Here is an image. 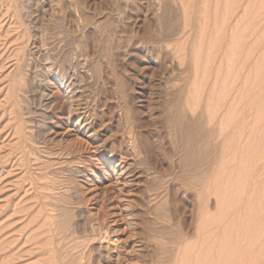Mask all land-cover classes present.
Listing matches in <instances>:
<instances>
[{"label": "rangeland", "instance_id": "374dc122", "mask_svg": "<svg viewBox=\"0 0 264 264\" xmlns=\"http://www.w3.org/2000/svg\"><path fill=\"white\" fill-rule=\"evenodd\" d=\"M120 1L0 0V264H180L207 213L217 240L264 215V0Z\"/></svg>", "mask_w": 264, "mask_h": 264}, {"label": "bare ground", "instance_id": "6f19581e", "mask_svg": "<svg viewBox=\"0 0 264 264\" xmlns=\"http://www.w3.org/2000/svg\"><path fill=\"white\" fill-rule=\"evenodd\" d=\"M122 1V0H121ZM120 1V2H121ZM125 1H127V0H125ZM190 1V0H189ZM195 1V0H194ZM193 1V2H194ZM199 1V0H198ZM228 1V0H227ZM231 2L233 1V0H230ZM229 1V2H230ZM234 1H236V2H233V3H236V4H238L237 2L239 1V0H234ZM244 1V0H243ZM255 1V0H254ZM260 3H259V2ZM129 2H132V1H129ZM129 2L128 3H125V4H129ZM134 2V1H133ZM143 2V1H142ZM159 2V1H158ZM217 2V1H216ZM215 2V3H216ZM230 2V3H231ZM256 2V7H258V6H261L260 4H262L261 2L262 1H260V0H256L255 1ZM134 3H136V0H135V2ZM188 3V2H187ZM197 3V2H196ZM230 3H228L227 5H228V7H230L231 6V4ZM241 3L243 4V2L241 1ZM124 4V3H123ZM133 4V3H132ZM139 4V3H138ZM137 4V5H138ZM229 4H230V6H229ZM136 5V6H137ZM140 5V4H139ZM217 5V4H216ZM253 5V4H252ZM125 6V5H124ZM141 6V5H140ZM186 6V5H185ZM225 6H226V4H225ZM224 6V7H225ZM255 5H253L252 7H254ZM130 7V6H129ZM135 7V6H134ZM227 7V8H228ZM231 7H233V5L231 6ZM235 7V6H234ZM256 7H254V9H256ZM142 8V7H141ZM201 8V7H200ZM226 8V7H225ZM135 9V8H134ZM230 9V8H229ZM258 9V8H257ZM232 10H233V8H232ZM253 10V9H252ZM126 11V10H125ZM128 11V10H127ZM257 11V10H256ZM185 12V11H184ZM183 12V13H184ZM186 12H188V11H186ZM222 12H223V10H222ZM228 12V11H227ZM250 12H252V11H250ZM226 13V12H225ZM247 13H248V11H247ZM186 14V13H185ZM228 14H230V13H228ZM223 15V14H222ZM247 15V14H246ZM249 16H251L252 14H248ZM254 15V14H253ZM218 17V16H217ZM220 17V16H219ZM258 17H259V15H258ZM248 18V17H247ZM250 18V17H249ZM224 19V18H223ZM224 20H226V18L224 19ZM248 22H250L249 20H247ZM186 22V21H185ZM246 22V21H245ZM187 23V22H186ZM186 23H185V25H186ZM251 23V22H250ZM249 23V24H250ZM249 24H247V26L248 27H246V28H243V27H241V28H243V29H247V28H249ZM248 30V29H247ZM246 30V31H247ZM239 33V32H238ZM243 33V32H242ZM240 34V33H239ZM239 34H237V35H239ZM242 36L241 37H243L245 34H241ZM236 38H237V36H236ZM239 38V37H238ZM245 38V37H244ZM242 39V38H241ZM197 60V59H196ZM259 68V67H258ZM260 69H262V68H260ZM258 71H259V69H257ZM256 70V71H257ZM260 72H261V70H260ZM262 72H264L263 71V69H262ZM262 72L261 73H259V74H262ZM235 74H238V73H235ZM258 74V73H257ZM258 74V75H259ZM236 76V75H235ZM238 76V75H237ZM236 76V77H237ZM264 77V76H263ZM195 83V82H194ZM193 86V85H192ZM183 89V88H182ZM189 89V88H188ZM192 88H190V90H191ZM197 90V89H196ZM195 90V91H196ZM186 91H187V89H186ZM225 91H228L227 89H225ZM183 92V91H182ZM194 92V91H193ZM179 93V92H178ZM186 93V92H185ZM188 93H190L189 92V90H188ZM192 93V92H191ZM196 94H198V93H196ZM182 95V94H181ZM194 96V95H193ZM189 97H191V96H189ZM197 97V96H196ZM168 98V97H167ZM199 98V97H198ZM74 99V98H73ZM174 99V98H173ZM172 99V100H173ZM189 99V98H188ZM192 100H194L195 101V99H192ZM198 100V99H197ZM188 100H186V102H187ZM256 101V100H255ZM196 102V101H195ZM82 104V103H81ZM84 104V103H83ZM167 104V103H166ZM187 104V103H186ZM255 104H258V102L256 101L255 103H254V106H255ZM172 105V104H171ZM190 106V105H189ZM82 107V106H81ZM84 109H86V108H84ZM169 111V110H168ZM210 111H212V110H210ZM233 110H230V112H232ZM234 112V111H233ZM82 113H84V112H82ZM181 113V112H180ZM239 113V112H238ZM243 113V112H242ZM126 114V113H125ZM232 114V113H231ZM230 114V115H231ZM129 115V114H128ZM127 115V116H128ZM181 115H183V113L181 114ZM214 115H215V113H214ZM234 116V115H233ZM172 117V116H171ZM170 117V118H171ZM179 117V116H178ZM211 117V116H210ZM232 117V116H231ZM236 117V116H235ZM238 117H240V115L238 116ZM228 118L230 119V117L228 116ZM227 117L224 119L225 120V124L226 125H228L227 124V120L226 119H228ZM241 118V117H240ZM183 119V118H182ZM181 119V121H183ZM210 119V118H209ZM213 119V118H212ZM228 119V121H230ZM232 120H233V118H231ZM180 120V119H179ZM223 120V119H222ZM238 120V119H237ZM172 121H173V119H172ZM176 121H177V119L175 120V123L174 124H176ZM211 121V120H210ZM234 122H232L233 124H235V126H238V129H239V125L238 124H236L235 123V121L236 120H233ZM239 121L240 120H238V122L237 123H239ZM137 122V121H136ZM167 122V121H166ZM192 122V121H191ZM178 123V122H177ZM222 123H224V121L222 122ZM132 124V123H131ZM181 124V123H180ZM190 124V123H189ZM188 124V125H189ZM178 125H179V123H178ZM191 125V124H190ZM224 125V124H223ZM229 125H230V127H232V128H234L235 126L234 125H232L231 126V124H230V122H229ZM131 126V125H130ZM177 126V125H176ZM182 126V125H181ZM135 127V126H134ZM192 129V128H191ZM236 129H237V127H236ZM186 130H188V129H186ZM223 130V129H222ZM231 131H233L232 129H230ZM235 130V129H234ZM126 131V130H125ZM129 131V134H131L132 132L130 131V129L128 130ZM128 131H126V132H128ZM230 131V132H231ZM238 131V130H237ZM236 131V133H238V134H235V136H230L231 137V139H229V141H231V143H229L230 144V148H231V151H232V148L234 147V145H236L237 144V141H239L240 139V137H243V135H241V136H239V132H237ZM240 131V130H239ZM244 131V130H243ZM131 132V133H130ZM184 132V131H183ZM234 132V131H233ZM241 132H242V130H241ZM246 132V131H245ZM193 133V132H192ZM123 134H125V133H123ZM227 134V133H226ZM226 134H224V135H226ZM230 134V133H229ZM233 134V133H232ZM241 134H243V133H241ZM130 136V135H129ZM184 136H185V134H184ZM125 137H127L126 135H125ZM225 137H229L228 135L227 136H225ZM238 138V139H237ZM128 139V138H127ZM224 139V138H223ZM227 139V138H226ZM259 136H256L253 140H251V142H249V143H246V145H250V143H251V145L252 146H254V143H258V141H259ZM124 141V140H123ZM121 142V143H119V145L118 146H116V150H115V148L114 149H112V153H114V152H117V151H119L120 152V154L122 155V157L121 158H125V155L126 154H128V153H126V151H124L123 150V144H124V142ZM126 141H128V140H126ZM132 141V140H131ZM130 141V142H131ZM226 141H228V139L226 140ZM129 143V141L127 142V144ZM133 143V142H132ZM131 143V144H132ZM225 143H227V144H225V145H228V142H225ZM130 143H129V145L128 146H132ZM223 145V144H222ZM126 147V146H125ZM129 148V147H128ZM222 148H224V147H221V149ZM244 148V147H243ZM234 149V148H233ZM238 149V148H237ZM248 149V148H247ZM247 149L244 151V149H240L238 152H237V154H244V157L246 158V160L248 161V164L250 165L251 164V162L254 160V158H252V154H249L248 152H246L247 151ZM251 149V148H250ZM224 150V149H223ZM249 150V149H248ZM111 151V150H110ZM224 152V151H223ZM226 152V151H225ZM230 152V151H229ZM227 153V152H226ZM225 154V153H224ZM230 154V153H229ZM229 154H227V156H229ZM113 155V154H112ZM223 156V155H222ZM226 156V155H225ZM224 156V157H225ZM223 157V158H224ZM120 158V159H121ZM182 160H183V158H182ZM221 160V159H220ZM224 160H226V159H224ZM125 161V160H124ZM120 164V163H119ZM224 164V163H223ZM223 164H221V165H223ZM239 165V164H238ZM237 165V166H238ZM234 166H236V165H234ZM129 167V166H128ZM222 167H224V165L223 166H221V167H219V169L221 168V169H223ZM215 168H216V166H215ZM228 168V167H227ZM248 168V167H247ZM45 169V168H44ZM217 169V168H216ZM226 169V168H225ZM228 170H229V168H228ZM242 170H244L243 168H242ZM219 170L217 169V172L216 173H218L219 174V172H218ZM210 173V172H209ZM223 173L226 175V173H227V169H226V172H224L223 171ZM228 173H229V171H228ZM212 174V173H211ZM215 174V173H214ZM45 175V174H44ZM46 176V175H45ZM207 176V175H206ZM209 176V175H208ZM215 176H216V174H215ZM220 176H222V178L224 179V175H222V173L220 174ZM219 175H218V180H216V179H214V181H211L210 180V182H208V184L204 187L205 188V190L201 193V195H202V198H206V196H208V194L210 195V193L212 192V190H214L215 188H216V184L218 183V181H219V178L220 179H222L221 177H220ZM228 178H226L228 181H229V183H230V187H223V186H225L226 185V180H225V182H223V186L221 187V186H218L219 185V183H218V188H219V190H222L223 188H225V189H227V188H229V194L227 193V191H226V193L228 194V195H231V194H236V195H239L240 197H242L243 195H242V192H243V188L244 187H246L247 186V184L245 183V182H243V179L239 176V175H233V174H227L226 175ZM192 177V176H191ZM194 177V176H193ZM203 177H204V175H203ZM210 177H211V175H210ZM210 177L208 178V179H210ZM217 177V176H216ZM201 178V177H200ZM205 178V177H204ZM215 178V177H214ZM53 179V178H52ZM57 179V178H56ZM223 179L221 180V183H222V181H223ZM209 181V180H208ZM245 181V180H244ZM176 183V182H175ZM200 183V182H199ZM229 183H228V185H229ZM55 184V183H54ZM61 184V183H60ZM177 184V183H176ZM175 184V185H176ZM179 184V183H178ZM177 184V185H178ZM225 184V185H224ZM245 184H246V186H245ZM51 185V184H50ZM182 185V184H181ZM203 185H205L204 183H203ZM228 185H226V186H228ZM52 186V185H51ZM59 186V185H58ZM198 186V185H197ZM193 187V186H192ZM182 189H183V187H181ZM196 188V187H195ZM54 189V188H53ZM64 189V188H63ZM178 189V188H177ZM225 189H223V190H225ZM181 190V189H180ZM180 190H178V191H180ZM60 191V190H59ZM66 191V190H65ZM177 191V190H176ZM177 191V192H178ZM183 191V190H182ZM187 191V190H186ZM217 192L218 191V189L216 190H214V192ZM181 192V191H180ZM216 192H215V194H216ZM222 191H219V194L221 193ZM218 193V192H217ZM225 193V194H226ZM183 194V193H182ZM222 194V193H221ZM185 195V194H184ZM198 195V194H197ZM227 195V196H228ZM256 195L258 196V199H259V201H264V188H262V189H260V190H257L256 191ZM176 196V195H175ZM226 196V195H225ZM226 196V197H227ZM201 196H199V198H200ZM226 197H224V199H223V201H224V203L222 204V205H224L225 206V200L227 199ZM178 198V197H177ZM183 198V197H182ZM181 198V199H182ZM202 198H200V200L202 199ZM204 198V199H205ZM208 198V197H207ZM226 198V199H225ZM198 199V198H197ZM204 199H202L203 201H204ZM209 199H210V197H209ZM67 200V199H66ZM65 200V201H66ZM180 200V199H179ZM199 200V201H200ZM198 201V202H199ZM205 201H207L208 202V200H205ZM197 202V201H196ZM227 202L229 203V200L227 199ZM55 203V202H54ZM66 203V202H65ZM180 203V202H179ZM201 203V206L203 205H205V204H207L206 202H204L205 204H202V201L200 202ZM228 203H226V207H229V206H227V204ZM235 204V203H234ZM51 205V204H50ZM172 205V204H171ZM175 205V204H174ZM197 205V204H196ZM206 206V205H205ZM172 207V206H171ZM53 208V207H52ZM198 208V207H197ZM204 208H207V207H204ZM225 208V207H224ZM228 208H226V210H227ZM180 210V209H179ZM183 210V209H182ZM202 211V210H201ZM203 211H204V209H203ZM199 212V211H198ZM224 211H223V208H222V213H223ZM226 212V211H225ZM224 212V213H225ZM201 213H203V212H201ZM205 213V212H204ZM203 213V214H204ZM221 213V214H222ZM250 213V212H249ZM203 214H201L202 216H203ZM206 214V213H205ZM208 215L210 214V213H207ZM206 214V215H207ZM226 215H227V213H225ZM225 214H223L224 215V217H225ZM205 215V216H206ZM207 215V218H208V220L206 219V221H204L203 223H202V225L200 226L202 229H200V228H198L199 230H204V229H208V227L211 229V225L210 224H212V225H214L213 223H215L216 221H215V218H213V221H215V222H213L212 223V220H210L211 219V215L210 216H208ZM205 216H204V218H205ZM220 216V215H219ZM178 217H179V215H178ZM198 217H199V215H198ZM212 217H216V216H212ZM222 217L223 216H220L219 218H221L222 219ZM203 218V219H204ZM210 218V219H209ZM227 218V217H226ZM199 219V218H198ZM200 220V219H199ZM205 220V219H204ZM246 221L248 222V224H249V226H246L243 222H239L237 225H236V230L238 231V232H222V236L220 237V239L219 240H217L216 238H214L215 237V235L212 233V232H206L207 230H205V231H200V232H198V238H197V240H195V242L193 241V242H191V244H189L188 246H186L185 248H180L182 251H181V254H182V258H181V260H180V264H258V263H260V260H261V256L260 255H262V253L264 252V249H260V253H258V255L256 256L255 255V258L253 259V257H254V255H253V253L254 252H256V247H255V244L252 242V239H251V236H263L264 235V215L262 216V217H260V218H258V219H255V220H253L251 217H250V214H248L247 216H246ZM180 222V221H179ZM202 222V221H201ZM201 224V223H200ZM246 227H245V226ZM208 231H209V229H208ZM211 231V230H210ZM101 237H100V239H102V240H106L108 243H110V238H109V233H108V231L107 230H104L103 232H102V234L100 235ZM217 236V235H216ZM177 237V236H176ZM184 239V238H183ZM215 239V240H214ZM177 240H178V238H177ZM179 241V240H178ZM114 242V241H113ZM185 242V241H184ZM177 243V242H176ZM186 244V243H185ZM76 245V244H75ZM73 246V245H72ZM70 247V246H69ZM80 247V246H79ZM77 248H78V246H76V247H74L73 246V250L74 251H76L77 250ZM72 249V248H71ZM72 250V251H73ZM73 251V252H74ZM118 252V254H116L117 255V259H116V264H124L123 262L126 260V258L124 259V257H122L123 255H122V253H120V251H117ZM116 252V253H117ZM85 251L82 249V251H80V250H78L77 251V253H71L70 254V256H69V254L67 255V256H69V257H71L70 259H71V261L73 260V263L72 264H86V255H85ZM67 254V253H66ZM124 254V253H123ZM179 254V253H178ZM256 254V253H255ZM125 255H127V254H125ZM112 255H110V257H111ZM130 256V255H129ZM56 257V256H55ZM126 257V256H125ZM128 257V256H127ZM143 257V256H142ZM88 258H90V257H88ZM116 258V257H115ZM132 258V257H131ZM252 258V259H251ZM260 258V259H259ZM67 259V258H66ZM65 259V260H66ZM69 259V260H70ZM142 259V258H141ZM139 260V262H140V264H147L148 263V261H146L145 259H143V260ZM129 260H131V262H134V261H132V260H134L133 258L132 259H129ZM254 260V261H253ZM71 261H69V263H71ZM91 261V260H90ZM115 261V260H114ZM126 262V261H125ZM88 263H89V261H88ZM136 263V262H135ZM64 264V263H63ZM66 264V263H65ZM90 264V263H89Z\"/></svg>", "mask_w": 264, "mask_h": 264}]
</instances>
